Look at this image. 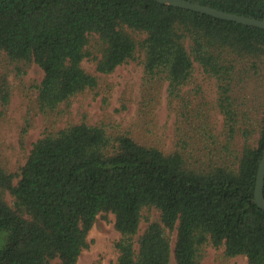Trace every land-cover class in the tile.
<instances>
[{"label":"trees","instance_id":"obj_1","mask_svg":"<svg viewBox=\"0 0 264 264\" xmlns=\"http://www.w3.org/2000/svg\"><path fill=\"white\" fill-rule=\"evenodd\" d=\"M191 1L264 19V0ZM138 52L144 96L156 99L166 84L169 105L183 103L175 147L104 123L55 121L17 169L0 163V264H76L98 214L109 212L121 234L115 264H171L172 253L175 264H201L208 245L264 264V209L254 201L264 155V28L158 0H0V56L20 78L31 63L43 69L31 109L47 118L99 86L84 59L110 74ZM197 67L216 80L223 135L209 110L189 102ZM12 92L0 73L3 107Z\"/></svg>","mask_w":264,"mask_h":264},{"label":"rangeland","instance_id":"obj_2","mask_svg":"<svg viewBox=\"0 0 264 264\" xmlns=\"http://www.w3.org/2000/svg\"><path fill=\"white\" fill-rule=\"evenodd\" d=\"M138 56L136 61L123 63L110 74L97 72L95 61L84 59V67L98 75L99 86L74 97L71 105L65 106L59 116L52 115L47 118L31 109L35 97L33 85L43 78V69L37 63H31L24 66L25 71L20 78L13 70V64L10 65L7 58L1 55L0 73L8 74L13 92L6 107L0 103V163L11 170L17 169L25 162L33 142L55 121L57 125L81 120L104 123L112 133L127 131L143 143L157 145L166 151L173 149L178 137V126H182V122H179L182 120L179 108L183 103H175L173 107L169 105L166 84L156 99L149 100L148 96H144L143 52H138ZM185 89L190 98L189 102L192 103L191 107L209 110L217 133L223 135L224 115L214 106L218 96L215 78L207 76L197 67L195 83ZM27 114L33 122L22 145L19 137ZM7 199L10 201L12 198L7 195ZM150 219L159 220V211L152 209ZM147 224L148 221L144 219L140 233ZM120 237L121 234L115 227V215L111 212L98 214L88 234L89 246L82 250L76 264H115L119 255L116 241ZM175 240L174 231L171 238L172 248ZM1 241L2 238L0 244ZM223 251L224 246L216 248L208 245L201 264H248L245 255L225 258ZM171 264H175L173 253Z\"/></svg>","mask_w":264,"mask_h":264},{"label":"water","instance_id":"obj_3","mask_svg":"<svg viewBox=\"0 0 264 264\" xmlns=\"http://www.w3.org/2000/svg\"><path fill=\"white\" fill-rule=\"evenodd\" d=\"M159 2L170 4L174 6H179L187 9H191L198 12L207 13L219 18H225L244 24L254 25L257 27L264 28V19H260L253 16H247L244 14H239L232 11L222 10L220 8L212 7L206 4L194 2L191 0H158ZM256 203L264 209V155L260 162L256 184H255V199Z\"/></svg>","mask_w":264,"mask_h":264}]
</instances>
